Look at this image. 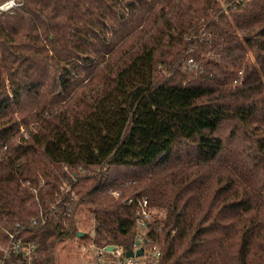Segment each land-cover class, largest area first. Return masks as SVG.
Returning a JSON list of instances; mask_svg holds the SVG:
<instances>
[{"label":"trees","instance_id":"obj_1","mask_svg":"<svg viewBox=\"0 0 264 264\" xmlns=\"http://www.w3.org/2000/svg\"><path fill=\"white\" fill-rule=\"evenodd\" d=\"M224 1L14 0L0 10V243L6 229L44 254L33 264H54L83 206L94 246L129 250L136 204L125 199L145 197L163 210L159 264H264V0ZM180 90L205 91L192 106L206 116L131 150L141 115ZM29 94L44 102L13 145L6 111Z\"/></svg>","mask_w":264,"mask_h":264},{"label":"rangeland","instance_id":"obj_2","mask_svg":"<svg viewBox=\"0 0 264 264\" xmlns=\"http://www.w3.org/2000/svg\"><path fill=\"white\" fill-rule=\"evenodd\" d=\"M218 1L223 7L226 6L224 0ZM186 59L187 58L184 59V63ZM204 93L205 91L202 90H180L167 91L158 95L146 109L144 114L141 115L136 129L137 135L130 142L129 148L131 150L144 148V146L149 145L150 140H152L151 138L157 140L160 136L163 137L173 134L177 121H185L191 124L194 120L204 118L206 116L205 110H200L192 106V102ZM42 102H44V100L39 96L29 94L24 95L19 102L14 101L8 108L5 117L11 116L16 121V134L9 140L11 144L15 145L18 142L19 136H22L23 139L27 138L28 131L34 130L35 122H32L31 117ZM149 134L151 138H149ZM220 134L225 140L228 130L223 129ZM231 144L234 147H243L246 145V141L242 138H236L231 141ZM6 149L7 147L5 144L2 150H0V154L3 151L5 152ZM81 173L84 174L85 172L81 171ZM66 187L69 188L68 185H66ZM52 207L53 204L50 205L49 209ZM39 212L41 213V211ZM151 214H153V217L161 219L163 217V210L154 207L151 208ZM76 217L78 228L81 232L86 234V237H73L58 242L53 250L54 264H97L95 261L97 250L96 247L91 246V239L89 237L91 236L89 230L92 227L90 216L82 206L80 210H78Z\"/></svg>","mask_w":264,"mask_h":264},{"label":"built area","instance_id":"obj_3","mask_svg":"<svg viewBox=\"0 0 264 264\" xmlns=\"http://www.w3.org/2000/svg\"><path fill=\"white\" fill-rule=\"evenodd\" d=\"M15 3H9L0 6V10H7L8 8L14 6ZM186 66L195 65L191 57L187 58L184 63ZM237 81H234V83ZM63 192L70 191V187L67 188L64 183L61 187ZM111 194L115 197L119 195L117 191H112ZM58 201H56L57 203ZM127 204H136L135 212V234L134 241L131 249L125 250L122 246L107 244L101 247H96L91 243V246L96 247L95 259L98 263L102 264H159L161 257L162 244L158 240L160 236L161 228L154 221L155 217L151 214V206L149 205L148 200L145 197L139 198L136 201L132 198L125 199ZM52 209H56V204L53 205ZM68 212L70 210L68 209ZM40 225L45 223L46 217L40 216ZM90 221L93 224V219L90 218ZM32 224H36V220L32 221ZM16 226H19L16 224ZM77 230L78 224L76 221ZM0 228L1 225H0ZM9 236V240L6 243H0V264H6V261L9 259L11 254L21 256L22 260H18L19 264H33L34 259L43 257V253H38L36 247L32 243L23 242L20 239L15 238L16 233H11L4 229ZM81 232V231H80ZM93 229L90 231V235L94 234ZM75 237H78L77 235ZM112 245L114 248L112 251H105L107 246ZM141 249V254L135 255L136 251ZM127 251L132 252V256L127 257L125 254Z\"/></svg>","mask_w":264,"mask_h":264},{"label":"water","instance_id":"obj_4","mask_svg":"<svg viewBox=\"0 0 264 264\" xmlns=\"http://www.w3.org/2000/svg\"><path fill=\"white\" fill-rule=\"evenodd\" d=\"M76 235H77L78 237H79V236H82V235H83V232L78 231V232L76 233ZM113 248H114V247H113L112 245L107 246V247L105 248V251H112ZM139 254H141V249H138V250L136 251V253H135V255H139ZM125 255H126L127 257H130V256H132V252H131V251H127Z\"/></svg>","mask_w":264,"mask_h":264},{"label":"clouds","instance_id":"obj_5","mask_svg":"<svg viewBox=\"0 0 264 264\" xmlns=\"http://www.w3.org/2000/svg\"><path fill=\"white\" fill-rule=\"evenodd\" d=\"M14 2V0H9V3L11 4V3H13Z\"/></svg>","mask_w":264,"mask_h":264}]
</instances>
